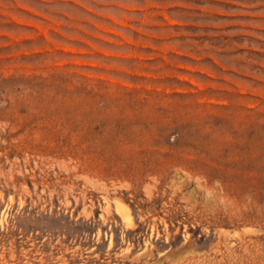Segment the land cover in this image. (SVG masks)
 Instances as JSON below:
<instances>
[{"label": "rangeland", "instance_id": "1", "mask_svg": "<svg viewBox=\"0 0 264 264\" xmlns=\"http://www.w3.org/2000/svg\"><path fill=\"white\" fill-rule=\"evenodd\" d=\"M0 264H264V0H0Z\"/></svg>", "mask_w": 264, "mask_h": 264}]
</instances>
